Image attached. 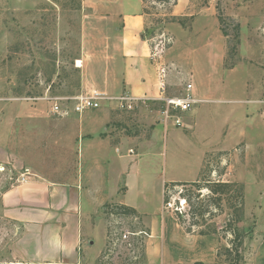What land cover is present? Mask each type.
Segmentation results:
<instances>
[{"label":"rangeland","instance_id":"374dc122","mask_svg":"<svg viewBox=\"0 0 264 264\" xmlns=\"http://www.w3.org/2000/svg\"><path fill=\"white\" fill-rule=\"evenodd\" d=\"M115 5L117 0H0V191L24 172L54 181L76 176L81 114H53L51 103L41 97L75 96L94 89L104 95L123 94ZM143 6L150 43L169 36L171 42L163 53L176 48L175 57H169L174 63L170 68L179 77L167 88L168 94H182L185 72L192 69L184 63L183 51L207 43V52L214 57L196 55L200 73H205L197 84L208 81L217 90L228 86L226 94L242 99L239 110L226 117L235 101L202 99L207 109L196 116L187 140L178 136L184 130L183 119L176 124L167 118L162 100L138 101L130 109L101 100L96 109L107 113L109 127L104 132L113 143L124 135L148 137L159 121L181 126L167 140L160 131L164 153L158 157V169L145 172L149 160L141 166L147 197L136 190L130 194L133 200H149L143 210L156 220L152 226L140 215H118L113 206L105 205L92 216V241L82 240L76 261L52 264H235L238 240V250L248 262L252 243L261 239L253 235V228L264 224V41L260 34L264 0H143ZM243 105L248 114L241 112ZM212 148L226 151L220 158L214 152L204 156L202 166L203 152ZM128 160L121 159L127 164ZM196 178H200L197 183L168 186L164 200L167 196L170 204L164 206L162 199L158 209L162 179ZM218 181L237 185L228 186L224 193L207 188ZM107 183L113 189L114 176ZM239 215L242 220L235 224ZM13 247L14 234L0 224V264L9 261Z\"/></svg>","mask_w":264,"mask_h":264},{"label":"crops","instance_id":"0c3cea01","mask_svg":"<svg viewBox=\"0 0 264 264\" xmlns=\"http://www.w3.org/2000/svg\"><path fill=\"white\" fill-rule=\"evenodd\" d=\"M143 8L142 0H117V5L114 6L113 11L117 13L120 23L118 33L120 92L134 98H143L142 103L144 104L147 100H152L149 103L156 104L157 101L155 100H158L160 92L156 65L150 58V42L143 36L146 28V14ZM175 49L171 50V53H163L162 56L168 66L167 95H176L167 92V88L169 89L176 84L174 78L179 77L170 68V65L174 64L170 58L175 57ZM208 50L209 44L205 43L202 48L183 51L184 63L187 61L192 68L189 70L194 73L190 75L191 71L185 72V75H188L185 78L186 83L190 82L191 87L187 91L184 87L182 94L188 93L197 101L192 104L189 110L178 113L184 124V130L178 133L182 139L190 140L196 126V116L205 109L201 105L207 103L204 100L210 99L219 103L221 101H235L234 106H228L230 110L227 109L226 117L239 110L238 102L242 100L239 97L226 94L228 86L219 87L217 90V88L211 87L208 81L204 86L197 84V81L199 82L205 73H200L196 55L204 54L206 59H211L214 55L212 51L211 53L207 52ZM222 54L223 51L218 54L219 58L222 57ZM191 76L195 81H192ZM88 93L98 92L94 89ZM202 99L204 100L202 101ZM243 106L241 112L244 115L248 114L247 106ZM248 109L253 110L254 105H250ZM234 110L235 112H233ZM78 118L79 140L77 147L80 162L76 176L68 181H54L41 175L32 176L25 181L13 183L0 191V224L4 228L8 227L14 234V247L10 251L9 261L46 264L73 263V260L78 257L82 240L92 241L90 238L93 234L92 216L100 213L106 204L113 203L131 207L141 216L142 220H148L150 225H154L156 217L152 215L153 213L143 210V204H147L149 200H133L130 198V194L136 190V194L139 192V196L144 194V197H147L145 194L146 185H143V178L140 176L141 166L143 162L149 160L145 172L158 169V157L164 153L162 142L161 145L159 143L160 131L167 140L168 137L171 138L176 135V129L181 126L175 125L170 120L159 121L151 126L152 129L148 137L142 139L137 135H124L113 143L109 134L104 132L109 127V118L106 112L89 109L83 111ZM160 124L163 128L159 127ZM124 141L129 145L124 146L126 145ZM129 148L132 149L131 153L128 152ZM224 151L226 148H212L204 151L201 160L202 166L204 165V156L214 152L220 158ZM126 157L129 158L128 164L121 161ZM153 161L157 162L156 165ZM108 171L113 172L114 175L110 173L108 176ZM112 176L115 178V185L110 190L107 181L108 177L111 178ZM196 180L198 178L185 179L184 181L162 179L161 200L158 209L163 201L164 183L194 182ZM253 229L255 230L253 235H261V239L252 243L248 263L264 264V224L257 227L256 223Z\"/></svg>","mask_w":264,"mask_h":264},{"label":"built area","instance_id":"2783aa9c","mask_svg":"<svg viewBox=\"0 0 264 264\" xmlns=\"http://www.w3.org/2000/svg\"><path fill=\"white\" fill-rule=\"evenodd\" d=\"M260 34L264 41V17L262 20V25L260 26ZM150 42L151 37H147ZM171 42V37H164L160 39L157 43H150L151 52L150 58L156 65V76L158 79L159 96L158 99L162 100L166 108L163 112L167 118L174 119L176 124L180 123V117L175 114V112L187 111L191 108L192 104L196 103L197 99L190 96L188 93H183L180 95H167L166 94V76L168 66L162 59L163 52L167 49L169 43ZM191 87L190 82L186 83L185 89L189 90ZM51 103V112L60 116L69 114L70 112L81 114L85 110L96 109L99 107L101 100H108L115 102L120 108H132L135 102L142 101L143 98L138 99L130 96L128 94H120L117 96H107L100 93H79L75 96H59V95H47L44 94L41 97ZM70 102L71 104H68ZM128 152L131 153L132 149L129 148ZM30 173L24 172L19 176L17 182L25 181L29 178ZM170 202L164 203V206L169 205Z\"/></svg>","mask_w":264,"mask_h":264},{"label":"trees","instance_id":"16d2710c","mask_svg":"<svg viewBox=\"0 0 264 264\" xmlns=\"http://www.w3.org/2000/svg\"><path fill=\"white\" fill-rule=\"evenodd\" d=\"M142 1H143V0H142ZM143 11H144V8H143ZM144 12H145V11H144ZM221 31H222V34L226 35V32H225L224 30L221 29ZM145 32H148V31H147L146 29H144V32H143V36L147 38L148 36H147V33H145ZM150 34H151V32H150ZM150 34H149V35H150ZM217 156H218V155H217ZM214 171H215V170H214ZM199 179H200V178H199ZM199 179L196 180V181H194V182H166V183H164V186H163V198H162V199L164 200V194H165V191L169 189L168 186L184 185V184H187V183H197V182L199 181ZM207 183H208V182H207ZM232 184L237 185V183H235V182H223V181H218V182L215 183V186L207 185V188H208L210 191L214 192V193H224L223 190L226 189V188H228V186H230V185H232ZM238 194H239V197H240V198L242 197V203H243V195H242V190H241L240 187H239V192H238ZM167 201H168V199H167V196H166V200H164L163 203H166ZM106 206H110V207L113 206V207H114L113 209L115 210V213L118 214V215H124V216H129V215H131V216H138L137 212H136L133 208L128 207V206H125V205H121V204L109 205V204H106ZM239 209H240V208H239ZM240 210H241V209H240ZM241 220H242V216L239 215L237 218L234 219V222H235V224H236V223H238V222L241 221ZM236 235H238V237H239L240 234H239V233H238V234L236 233ZM240 244H241V241L238 240V244H236V245L234 246V251H235V253H236L235 264H250V263L245 262V261L243 260L241 254H240V252H239V250H238ZM227 252L229 253V252H230V249L227 248ZM4 264H25V263H17V262H14V261H8V262H5ZM176 264H205V263H203V262H201V261H194V262H191V263L180 262V263H176Z\"/></svg>","mask_w":264,"mask_h":264}]
</instances>
